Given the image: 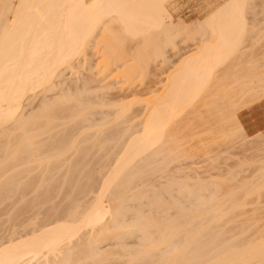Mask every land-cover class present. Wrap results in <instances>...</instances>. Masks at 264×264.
<instances>
[{"label":"bare ground","instance_id":"6f19581e","mask_svg":"<svg viewBox=\"0 0 264 264\" xmlns=\"http://www.w3.org/2000/svg\"><path fill=\"white\" fill-rule=\"evenodd\" d=\"M219 1L190 24L174 18L171 0H0V264H264L262 227L249 236L223 225L234 219L227 211L260 196L263 157L261 184L226 191L228 179L169 173L188 155V117L179 123L197 102L220 107V116L207 109L231 125L221 122L222 138L246 137L236 107L212 90L261 30L247 17L254 0ZM179 38L197 46L172 62ZM158 64L168 68L163 85L143 90ZM254 72L232 78L244 83L238 99L264 90Z\"/></svg>","mask_w":264,"mask_h":264},{"label":"rangeland","instance_id":"374dc122","mask_svg":"<svg viewBox=\"0 0 264 264\" xmlns=\"http://www.w3.org/2000/svg\"><path fill=\"white\" fill-rule=\"evenodd\" d=\"M203 1H204V4H202ZM213 1H214V3H212ZM212 2H211V0H202V1L199 0V3L203 5V7H202V5L199 6L198 0H171L169 7H170L171 11L174 10L173 16L175 19H177L178 17H181L187 23L189 22L191 24L195 18H203L209 12H211L216 6H218L220 3L219 0H218V3H217V0L216 1L212 0ZM221 2H222V0H221ZM254 3H255L256 8H254L255 10L254 9L250 10L251 12L249 11L248 12L249 14L247 13L248 14L247 17H249V19L251 20L250 22L252 24V28L254 30L259 29L261 31L258 33H255L256 32L255 31L254 32L255 34L253 35V37L251 35L249 40H247L244 43V45H243L244 48L242 47L244 49L243 51L246 54V55H242L245 57L246 63H245L244 59H242V57H239L241 59L238 63L236 61H238L239 59H236V61H235V59H232L234 62L232 60H230L229 63L231 65L233 63L234 66L232 65L233 67L230 66L231 67L230 68V67H227L230 64H227V66H225L224 68H222L218 71V72L222 71L221 73L216 74V77L217 76L218 77H224V74H226L225 78L228 75L227 77H228L229 81L227 78H226V81H223V87L219 86L221 90L220 89L212 90V92L216 91V93H218V94H216V93H214V94L219 95L221 97L224 96L222 99H219L221 101V102L219 101V103L224 102L223 104L226 103L230 107H234V106L236 107V110H237L238 115H239L238 118L241 120L240 122H242V125L244 126L245 134H246L247 138L246 137L244 139L243 138H237L238 140L237 139L234 140V139H230V138L228 139L227 137L222 138L220 130L223 129L224 126L223 125L221 127H219V126L222 123L223 124L227 123L225 125V128L223 129L226 131L228 128L226 126L228 125L231 128V125L226 120H225L226 122L224 121L225 123L222 121H220V122L215 121L214 122L213 119H215V120L217 119V117H215V114H218L216 116H220V112H219L220 107L218 106V109L212 108V109H215V111H214L215 114H210V111H211V113H213V110L212 109L210 110V107H207L210 111L206 108V105H204V103H203V101H205V100H202V102H200L205 106V107L200 106L202 108L199 107V105H202V104H199V102H197L198 105L196 104V108L197 107L198 108L194 111L195 113L191 112V117L189 114L190 112L188 113L189 116L186 115L187 113L184 114L182 116L183 119L179 123V125H180L181 122L183 120H185L186 117H188V119H186L187 121L185 120V123L188 122V124H190L189 127L192 126L190 128L191 131L187 132V130H185V129L190 130L189 128H186L188 126V124H186V126H185L184 121H183V123H182L183 125L182 124L180 125V127L184 126V128H185L183 132H180V133H182V134H180L181 136H183V135L185 136V137H183L184 139L182 138V141H181V144H182L181 150L184 148L185 152H187L188 150L189 151L187 152L188 155L181 156L180 158L175 160L170 165V168L172 170L169 173H173V171L178 170L179 171L178 175L182 176V178H179V179H183L184 175L187 174L188 176L191 175V177L194 176L193 179H197L200 176L199 178H201V180H203V182H208V183H214L215 181L220 180V179L221 180L228 179V181L226 180L227 183L229 182L228 186L232 183H234V185H239V183H243L245 181L246 182L248 181L249 183H254V182L257 183V181H258V183L261 184V181L259 180V175L261 172L258 171V169H260L261 165L264 164V163L261 164V162L263 161L262 157L264 158V152H262V151H264V97H263L264 90L255 87L256 85L255 86L253 85L254 89H252V88L249 89L250 92L248 91V94H246V96L243 95L242 93L239 94V97H241V98L238 99L237 93L239 92V90L241 92V89L239 87H241V88L244 87V83H243V85L240 83L241 84L240 85L238 82L232 81V78L234 80H236L235 78H241V81L245 80L244 78L248 74H249L248 76L252 75L254 71H256V72H254V74L255 73L258 75L261 74V76H263V74H264V71L262 70V69H264V64H263L264 63V0H254ZM208 4H210V5H208ZM213 4H215V5H213ZM212 5H213V7H212ZM171 6H173L174 8ZM208 9H209V11L205 12ZM254 11H256V12L254 13ZM254 15H256V16H254ZM253 17L258 19L259 21L253 19ZM252 19L255 21V23H254L255 27H254ZM178 40H180V38ZM187 41H189V42L185 43ZM177 43L179 44L178 45L179 49H180L179 52L176 50H173V49H169L167 52V54H169V56H171V58L173 59L172 62H174V61L176 62V60H178L180 58V55H182V53H184V52H185L184 55L187 54V52L188 53L193 52L194 48L197 46L196 42L195 41L193 42V40H190V39H181L179 42L177 41ZM191 50H193V51H191ZM181 51H183V52H181ZM189 51H191V52H189ZM246 51H247V53H246ZM176 53H178V55ZM251 53H253V54L250 57ZM175 54L177 55L176 57H175ZM251 60L254 62V65H253V62ZM247 62L249 63L248 65H247ZM251 63H252V65H251ZM260 64L262 65V67ZM239 65H240V67H239ZM256 65H257V69H258V67L259 68L261 67L260 70L263 71L262 73L258 69V70H254L252 72V74L251 73L245 74V77H243L244 73L245 72L247 73L248 67L250 68V66L251 67L254 66V68H255ZM158 66H159V68H158ZM235 66L236 67L238 66L237 69L235 68ZM245 66H248V67H245ZM154 67H155V69H154ZM229 68L232 69V72L235 69L234 70L235 72L232 73V75H234V76H232V78H230V76H229L230 75L229 73H231V70H228ZM241 68L242 69L245 68V69L242 70ZM153 69L157 70V71L159 69V71L158 72L156 71V74L151 75L149 77L150 79L149 78L147 79L149 82L147 80L144 81L145 85L142 86V89L144 88L143 90L146 89V87H145L146 83H147V85H149L150 83H153V84H151V86H153V85H154L153 87L158 86V88L163 85L164 79L166 77V70L168 69L167 66H166V68H165V66L163 68H161V65L158 64L157 66L154 65ZM225 69H227L228 72ZM240 69L243 71V73H240L241 72ZM245 70H247V71H245ZM252 70L249 69L248 72H250ZM257 71H259V72H257ZM222 73H223V76H222ZM235 74L236 75L242 74V77H240L241 75L236 77ZM66 75L68 77L71 76V77L76 78L75 76H77L78 74L74 73L72 75V73L70 71H67ZM246 78L248 79V77H246ZM227 81L232 82V83L229 84ZM225 82H226V84H224ZM233 82H235V83H233ZM156 83H158L159 85ZM226 85H227V87L225 88ZM238 85H239V87H237ZM234 87H236V89ZM158 88L156 87V89H158ZM227 88H228V90H226ZM256 88L259 90V92L261 91L260 94L258 93V90ZM140 89H141L140 86L137 87V90H140ZM118 90H115L114 93H116V92L118 93L120 91V90L119 91ZM218 91H220V92H218ZM224 92H225V94H224ZM255 93H256V97L253 98L252 96H255ZM249 95H251V96H249ZM242 96H245L244 101H243ZM214 97H215V95L212 96V94H210V96H209L210 100L209 101H211V99H214ZM234 97L236 98L235 99L236 101L234 100ZM237 101H239V102H237ZM243 102H245V105ZM247 103H249V104H247ZM239 105H241V106H239ZM238 106L240 108H238ZM142 108L143 107H141V109ZM205 109H207L208 112ZM199 110H200V112L205 113V114L198 113ZM217 111L219 113H216ZM206 113L209 114L210 117L212 115L211 120H213V121H211L210 118H207L209 115H207ZM199 115L202 116V118H200V117L197 118ZM142 117H143V115L140 116V118H136V119L140 120ZM213 117H215V118H213ZM189 119H190V121H189ZM206 119H208V121H209L208 123H210V124L207 123ZM198 120H200L202 122H199ZM203 120H206V122H204ZM191 121H192V123H190ZM210 121L213 123L211 124ZM217 122H218V124H217ZM216 127H217V130H216ZM230 128H228V129L230 130ZM210 129H211V131H210ZM212 130H214V131L212 132ZM185 131H186V133H185ZM215 132H216V135H215ZM217 135L221 139L217 138L218 137ZM257 135H259V136H257ZM220 141H222V142H220ZM228 141H231L233 143H230ZM216 142L217 143L219 142V143L217 144ZM222 143H224V144H222ZM184 154H186V153H184ZM189 154L190 155L192 154V155L189 156ZM260 159H261V162L259 161ZM256 160L259 161V164ZM255 162H256V164H255ZM252 163H254V164H252ZM246 164H248V165H246ZM258 165H260V168L258 167ZM177 168H179L180 170ZM229 172L232 173V175L234 172V174H236V176L235 175L231 176V174H228ZM257 172H258V175L256 174ZM230 177H231V180H229ZM255 179H256V181H255ZM232 185H230L231 188L234 187V185H233V187H232ZM230 186L228 188H226L225 191L228 190L230 188ZM214 189H216V188H214V186H209L208 187V193H207V191H205V194L209 195L212 191H214ZM259 191H260L259 192L260 196L258 195V192H257L256 194L253 193L246 198L248 204H246L245 207H243V210L238 209L236 212H235V210L234 211H227L231 214V217H233L234 219H231L230 223H227V221H226L227 224L224 223L223 225H225L227 228H234V230L236 232H240L243 229H247V230H249L248 232H247V230L245 232L247 235L259 236V232L262 231V229L260 230V227H262L264 229V227H263L264 226V186ZM258 196L260 197L259 200H258ZM253 214H255V215H253ZM261 214H262V216H261ZM257 217H259V219H257ZM250 220H252V222H248ZM222 221L225 222L224 220H222ZM222 221H221V225H222ZM242 223H244V224L242 225ZM250 223L251 224L253 223V225L251 226ZM256 225L258 228L256 227ZM250 227H251V229H250ZM257 229H259L260 231H258ZM131 239H132V237L129 240L127 239L128 241L126 240V242L128 243L131 241V243H129L130 246L132 244H134V247H135V243H133V242L134 241L136 242V237L133 240H131ZM131 247H133V246H131Z\"/></svg>","mask_w":264,"mask_h":264}]
</instances>
